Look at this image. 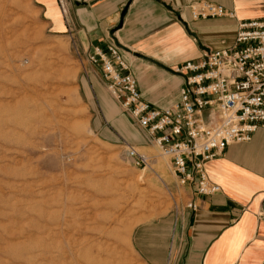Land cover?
<instances>
[{
	"label": "rangeland",
	"instance_id": "obj_1",
	"mask_svg": "<svg viewBox=\"0 0 264 264\" xmlns=\"http://www.w3.org/2000/svg\"><path fill=\"white\" fill-rule=\"evenodd\" d=\"M52 3L58 28L47 0H0V264H147L138 249L144 229L170 236L186 193L88 59L96 48L119 49L84 51ZM144 55H129L141 83L147 71L160 84L166 76L145 98L173 105L183 81L175 70L190 62ZM127 149L146 164L132 166ZM173 241H164L169 252Z\"/></svg>",
	"mask_w": 264,
	"mask_h": 264
},
{
	"label": "crops",
	"instance_id": "obj_2",
	"mask_svg": "<svg viewBox=\"0 0 264 264\" xmlns=\"http://www.w3.org/2000/svg\"><path fill=\"white\" fill-rule=\"evenodd\" d=\"M44 1V0H43ZM48 15L58 28L59 11L47 0ZM76 45L84 51L115 46L131 66L141 98L158 94L165 84L147 71V86L141 83V66L129 55L152 54L161 62L196 61L207 51L230 49L237 24L264 21V0H58ZM195 3L221 6L234 19L193 20L188 8ZM53 14H56L54 17ZM62 28V27H61ZM125 58V59H124ZM127 61V62H126ZM177 63V64H176ZM175 64V65H174ZM145 71V70H144ZM143 71V72H144ZM143 132V131H142ZM206 173L219 192L196 197L191 186L183 187L188 203L170 236L161 229L146 228L138 245L147 264H264V131H257L248 143L229 145L223 156L205 165ZM168 234V233H167ZM150 235V236H149ZM174 246L168 251L167 240ZM166 243H165V242Z\"/></svg>",
	"mask_w": 264,
	"mask_h": 264
},
{
	"label": "built area",
	"instance_id": "obj_3",
	"mask_svg": "<svg viewBox=\"0 0 264 264\" xmlns=\"http://www.w3.org/2000/svg\"><path fill=\"white\" fill-rule=\"evenodd\" d=\"M189 9L193 20L235 18L208 3ZM88 59L100 66L111 98L170 159L178 185L193 187L198 198L219 192L205 165L222 157L229 145L247 143L252 134L264 131V21L238 23L232 48L204 53L197 63L177 68L183 76L177 101L163 109L142 100L115 49L105 55L96 48ZM125 157L135 168L146 164L132 149ZM187 209L195 210L194 203Z\"/></svg>",
	"mask_w": 264,
	"mask_h": 264
},
{
	"label": "bare ground",
	"instance_id": "obj_4",
	"mask_svg": "<svg viewBox=\"0 0 264 264\" xmlns=\"http://www.w3.org/2000/svg\"><path fill=\"white\" fill-rule=\"evenodd\" d=\"M188 11H189V14H191L190 13V9L188 8ZM191 16V15H190ZM236 34H237V31H236ZM235 37H236V35H235ZM234 42H235V40H234ZM234 45V44H233ZM233 47V46H232ZM231 47V48H232ZM181 86H182V84H180V86H179V88H178V93H179V90H180V88H181ZM145 102V101H144ZM146 103V102H145ZM158 148V147H157ZM159 149V148H158ZM136 152V151H135ZM137 153V152H136ZM162 153V152H161ZM138 155H140V156H142V157H144L143 155H141V154H139V153H137ZM163 155V154H162ZM163 156H165V157H167L166 155H163ZM145 158V157H144ZM146 159V158H145ZM147 162V161H146ZM169 162H170V159H169ZM171 167V166H170ZM195 210H196V206H195ZM195 210H191V211H195Z\"/></svg>",
	"mask_w": 264,
	"mask_h": 264
},
{
	"label": "water",
	"instance_id": "obj_5",
	"mask_svg": "<svg viewBox=\"0 0 264 264\" xmlns=\"http://www.w3.org/2000/svg\"><path fill=\"white\" fill-rule=\"evenodd\" d=\"M263 212H264V203H263Z\"/></svg>",
	"mask_w": 264,
	"mask_h": 264
}]
</instances>
